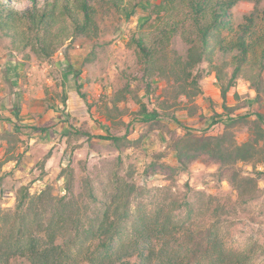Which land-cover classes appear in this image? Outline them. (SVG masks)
Instances as JSON below:
<instances>
[{"label":"rangeland","instance_id":"1","mask_svg":"<svg viewBox=\"0 0 264 264\" xmlns=\"http://www.w3.org/2000/svg\"><path fill=\"white\" fill-rule=\"evenodd\" d=\"M14 1L18 7L31 5L29 0ZM133 1L138 3L137 13L129 20L101 1L98 42L76 38L51 62L41 63L35 56L26 60L24 54L11 51L10 40L0 32V113L13 118L18 113L23 126L11 144L15 159L1 172L0 207L15 209L23 186L32 195L51 188L54 197L67 196L89 207L91 191L102 195L107 181L118 174L135 186L137 208L182 215L200 233L212 228L228 249L245 252L251 264H264V141L260 155L249 162L223 165L199 159L187 171L167 175L152 171V164L158 162L178 166L176 147L190 132L224 135L233 145L243 144L253 133L258 114L264 115V101L257 100L244 78L223 100L222 86L234 69L231 58L227 64L217 59L216 69L201 64L204 78L197 87L169 69L164 78L154 80L156 95L149 96L128 41L161 0ZM254 9V2H240L235 8L236 27ZM258 27L264 30V22ZM188 48L176 37L168 54L169 66L175 55H185ZM127 84L133 89L130 94L125 92ZM80 85L87 102L78 94ZM136 94L150 112L159 113L155 118L136 114L140 109ZM59 96L67 99V107ZM101 103L108 104L113 119L101 112H107ZM144 118L151 119L145 122ZM9 129L14 130L9 122H0V132ZM108 135L121 141L103 138ZM8 147L0 142V159L7 156ZM13 264L31 263L18 259Z\"/></svg>","mask_w":264,"mask_h":264},{"label":"trees","instance_id":"2","mask_svg":"<svg viewBox=\"0 0 264 264\" xmlns=\"http://www.w3.org/2000/svg\"><path fill=\"white\" fill-rule=\"evenodd\" d=\"M29 1L30 6L18 7L14 0H0V32L10 40L11 51L24 54L28 61L35 56L41 63L54 61L57 52L76 38L98 42L102 36L98 6L101 1L128 20L138 8L133 0L127 4L126 0ZM242 1L254 2L255 9L245 17V23L236 27L235 8ZM261 3V0H161L155 4L128 41L148 95H156L154 80L164 78L169 69L197 87L204 78L201 64L206 62L216 69L217 59L227 64L226 60L231 58L234 69L227 85L222 86L223 100L236 82L244 78L256 91L257 100L264 101V30L258 27L264 22ZM178 36L189 48L185 55H175L173 65L169 66V50ZM78 88L79 96L87 102L82 86ZM132 90L131 84H127L125 92L130 94ZM134 98L140 106L138 116L155 118L159 114L150 112L138 94ZM60 99L67 107V99L64 96ZM96 106L106 107L108 113L101 112L113 119L107 103ZM228 111L233 114L235 109ZM151 118L143 120L148 122ZM19 120L18 113L14 118L0 113V122H9L14 128L0 132V142L10 144L7 156L0 159V187L3 167L15 159L11 144L17 141L16 134L23 128ZM103 138L121 141L115 135ZM227 138L190 132L176 147L178 166L158 162L152 164V171L164 175L187 171L199 159L223 165L249 162L261 153L264 115L258 114L254 131L243 144L233 145ZM134 192L133 184L115 174L105 184L102 195L91 191L89 207L84 208L76 199L54 197L51 188L32 195L28 186L21 187L15 209L5 211L0 207V264H13L18 259L31 264H251L245 252L228 249L212 228L200 233L182 215L137 208L133 203Z\"/></svg>","mask_w":264,"mask_h":264},{"label":"crops","instance_id":"3","mask_svg":"<svg viewBox=\"0 0 264 264\" xmlns=\"http://www.w3.org/2000/svg\"><path fill=\"white\" fill-rule=\"evenodd\" d=\"M51 65V64H50ZM52 66V65H51Z\"/></svg>","mask_w":264,"mask_h":264}]
</instances>
